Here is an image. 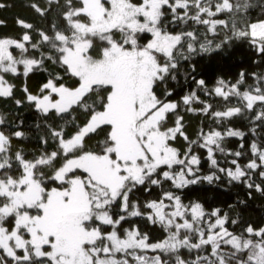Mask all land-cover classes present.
<instances>
[{
    "label": "snow or ice",
    "instance_id": "obj_1",
    "mask_svg": "<svg viewBox=\"0 0 264 264\" xmlns=\"http://www.w3.org/2000/svg\"><path fill=\"white\" fill-rule=\"evenodd\" d=\"M25 6L42 23L17 17L23 31L0 35V98L31 105L44 135L37 150L17 147L24 121L0 115V264H264V226L233 217V204L212 207L197 187L264 195V71L210 85L196 63L247 44L264 65V0ZM181 108L209 121L195 139ZM233 137L237 150L225 147Z\"/></svg>",
    "mask_w": 264,
    "mask_h": 264
},
{
    "label": "trees",
    "instance_id": "obj_2",
    "mask_svg": "<svg viewBox=\"0 0 264 264\" xmlns=\"http://www.w3.org/2000/svg\"><path fill=\"white\" fill-rule=\"evenodd\" d=\"M4 2L10 7H6L5 9L0 10V20L5 21L4 26H0V35H19L23 29L16 25V18L20 17L29 22L41 24L42 21L36 14L32 11L31 8L26 7L25 5L28 3H39L41 6L44 4V0H4ZM252 19L257 18V13H251ZM238 44L240 42H237ZM259 57L255 55L253 51L248 48L247 44H244L242 47H237L232 50L231 54L228 56L213 55L212 57L203 56L197 57V69L198 72L204 74V78L209 81L211 85L214 83L217 77L223 76L225 79L235 80L238 76V73L243 69L248 73L264 71V65H255L253 64V60H258ZM57 70V69H50ZM44 74L37 73L30 75L27 80L28 86L30 90L36 91L39 84L43 82ZM16 85L15 98L23 99L24 93L21 91L23 87V78H17L12 80ZM252 81L249 80V83ZM182 92H178L173 99L178 100L179 96L182 95ZM204 99V97H201ZM214 102V101H209ZM198 107V105H195ZM184 116V123L186 125V132L190 138L195 139L198 130L201 127L202 122L205 126L208 125L209 121L206 117L200 115L199 113H186L181 108L179 113ZM0 115H3L9 120H19L22 119L24 121L22 130L26 132L27 137L21 140L14 141V144L17 147H22L25 150L31 152L33 150H37L40 148L39 145V137L44 135V129L41 127L37 129L36 125L38 123H42V117L39 113H37L31 105L28 103L23 104V106L17 107L12 99H3L0 98ZM79 115V114H77ZM80 119H83V116H80ZM53 120H49V123H53ZM55 123H59V121H55ZM233 128L240 129L242 131L247 132L248 121L246 120H235L230 125ZM251 135L248 137L250 140ZM241 141L239 138H228L225 141V147L233 150H237L239 148ZM245 151H247V143L245 142ZM178 147H184V141L182 139H178L177 141ZM52 145H49V149H51ZM248 158H251L250 156ZM223 159V158H221ZM241 163H246V160H242ZM207 164H204V168L207 169ZM199 188H206L207 192L202 195H206L208 200L211 203L212 207L221 206L227 208L225 206V202L228 204L234 205V210L231 213L233 217L239 215L241 219L246 223H253L255 225L264 226V195L253 192L252 198L248 199L245 196V192L247 189H244L242 186L240 187H229L224 184L220 188H215L212 185H200L197 186ZM224 189H227L225 192ZM157 194V190H153L152 196H148L147 194L142 195V199H150ZM137 195H141L138 193ZM197 195H201V193H193L190 197L191 199H195ZM246 200V205H236L237 200ZM133 223L139 224L144 231H148L149 229L144 227V222L140 218H133ZM151 235L154 238L159 237L161 234L157 232L155 229L151 230Z\"/></svg>",
    "mask_w": 264,
    "mask_h": 264
}]
</instances>
